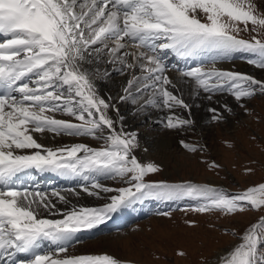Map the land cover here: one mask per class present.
<instances>
[{"label": "snow or ice", "instance_id": "snow-or-ice-1", "mask_svg": "<svg viewBox=\"0 0 264 264\" xmlns=\"http://www.w3.org/2000/svg\"><path fill=\"white\" fill-rule=\"evenodd\" d=\"M241 32L255 35L242 38ZM169 54L196 65L172 64V78ZM237 54L264 69V12L254 0H0V254H26L19 264H121L107 254L72 255L69 248L79 232L136 201L190 197L200 201L195 211L201 213L260 212L242 233H231L239 242L217 264H264V183L229 194L190 181H146L160 168L138 159V134L124 130L125 117L112 102L131 101L137 111L167 110L164 127L191 129L193 119L175 114L182 108L191 115L185 85L190 97L204 93L211 101L228 94L241 108L245 98L264 94V80L217 67ZM101 63L111 67L101 71ZM114 74L125 78L123 94L105 98L96 82ZM222 107L208 109L212 121L233 111L227 103ZM46 133L103 143L52 147L42 142ZM181 144L189 152L199 150ZM33 169L80 178L88 195L118 194L100 208L61 210L52 197L68 200L58 191L18 186L20 175ZM101 178L127 186L109 188Z\"/></svg>", "mask_w": 264, "mask_h": 264}, {"label": "rangeland", "instance_id": "rangeland-1", "mask_svg": "<svg viewBox=\"0 0 264 264\" xmlns=\"http://www.w3.org/2000/svg\"><path fill=\"white\" fill-rule=\"evenodd\" d=\"M254 2L259 10L264 12V0ZM240 35L242 38H249L255 33L241 32ZM169 57L171 59L172 54H169ZM221 63L233 65L230 71L236 72V66L239 64H243L244 67L251 65L247 58L218 62L219 65ZM173 64H176V61ZM250 70L256 79L264 80V69ZM218 95H215L213 100L217 99ZM242 102L247 110L237 104L234 111L228 114L230 119L233 118L231 127L226 126L225 120L220 122L205 120L197 127L198 119L195 114L191 113L189 116L188 111L182 108L175 109V114L182 115V118H193L195 126L191 129H168L162 124L158 128L150 126L147 121L135 125L133 129L145 138L168 134L173 137V143L171 142L165 156L155 155L152 151L150 158L141 157L142 163H155L160 168L158 173L149 174L145 178L146 181L168 183L190 181L222 188L229 194L264 183V94L257 92ZM209 108L208 106L207 109ZM205 112L212 116L209 110ZM161 113L163 117L169 114L167 110ZM71 139L76 143L91 144L97 148L103 143L91 137ZM181 141L195 144L199 150L195 153L189 152L183 148ZM213 162L219 167H212ZM100 182L113 189L127 186L119 179L103 178ZM115 194L117 193H103L98 205H105L107 203L105 197ZM199 202L190 197L179 199L147 197L136 201L126 206L125 212L131 215L140 214L141 217L121 225L107 227L89 236L79 233L73 246L69 248V253L107 254L121 264H207L219 252L239 242L231 234L233 231L242 233L246 226L257 222L261 215L256 210H246L231 216L218 211L201 213L195 211L197 207L193 206L173 210L174 212L166 211ZM3 258L7 260L9 256L4 254Z\"/></svg>", "mask_w": 264, "mask_h": 264}, {"label": "bare ground", "instance_id": "bare-ground-1", "mask_svg": "<svg viewBox=\"0 0 264 264\" xmlns=\"http://www.w3.org/2000/svg\"><path fill=\"white\" fill-rule=\"evenodd\" d=\"M172 59L176 60V65H178L179 68L181 69H186L188 67H193L196 65V61H188L185 62L183 60H178L174 55L172 56ZM171 59V61H172ZM174 62L169 61V68L170 71L168 72L169 76L172 78H177V72L175 69H171V65ZM236 66V65H235ZM254 66V65H253ZM101 71L105 67H111L110 65H106L104 63H101L99 65ZM218 68L225 69V70H230L234 66L225 64L223 65L222 63L219 65L217 64ZM247 67V66H245ZM243 64H239L236 66L237 72L244 73L251 75L256 78L255 75L251 74V70L248 68H245ZM257 72H254V74ZM260 73V72H259ZM259 75V74H258ZM259 78V77H258ZM125 78L119 76L118 74H114L112 78L109 79H99L97 80V85L100 91V94L104 96L105 98L112 96V97H118L119 94H123L121 91L122 84L124 82ZM190 85H185L184 86V94H185V99L186 102L192 104V109L191 113L195 114L197 117V127L199 126V123L205 120H208V122H212L211 116L205 112V110H208L207 107L209 106L210 108L215 107L219 110L223 109L222 105L227 103L229 107H231L234 111L235 106H237V102L235 101L234 97L226 96V95H221L217 97V99L212 100V101H207V99H204L203 97L206 96L204 93H201V96L198 98L190 97L188 95ZM114 104H116V107L119 108L121 115L125 117L124 120V125L125 128L124 130L126 132H136L138 134V141H139V148L135 150V154L140 160L142 156H146L150 158V152L156 154H160L162 156H165L167 153V149L171 145V142L173 143V137L168 134L167 136L161 135L160 137L152 138L151 136H148L145 138V136L140 135L137 131H135L133 128L135 125L142 124L143 122L147 121L148 124L150 123V126L153 127H161L160 124L164 125V123L160 122L164 117L161 112L163 110H158L155 108H148L145 111H137L138 105L132 104L131 101L127 102H119L118 99H113L112 101ZM226 116V126L231 127L233 118L230 119L228 116V112L224 113ZM110 115L115 116V111H110ZM179 117H182V115H177ZM58 118H62L58 116ZM193 119V118H191ZM136 122V124H135ZM166 122V121H165ZM119 128V125H117ZM165 129V128H164ZM165 134V135H166ZM39 136L40 134H36ZM45 136L47 137L44 139L42 142L52 146H60V145H71L76 142H74L70 136H63L61 135V138H58L55 136L53 138V134L51 133H46ZM91 147H96L91 144H87ZM151 148V151H150ZM56 180L53 179L52 177H57ZM58 179V181H57ZM103 179V178H101ZM100 179V180H101ZM55 180V181H54ZM85 182L82 181L80 178L77 177H65L61 176L57 173H52V172H38L37 170L33 169L30 170L27 174H21L20 178L17 182L18 186H26L29 188H37L38 190L44 191L48 194H51L54 191H58L61 195H64L68 203L65 204L63 202H60L58 198L52 197V202L56 205V208L64 210V209H70L73 206H76L77 208L79 207H89V208H100L103 207L104 205H98V200L99 198L102 197L104 192H100L98 196H93V195H88L86 192L82 190V185ZM118 194V193H117ZM106 196L105 198L107 199V203L110 202L108 200V197ZM128 208V207H127ZM135 215L127 214L125 212V207H122L115 213H112L108 219L105 220L104 223L99 225L98 227L91 229V230H83L82 233L83 235H91L94 234L97 231H101L111 225L118 224L120 222H125L126 220L133 218ZM50 218H60L59 215L55 217H50ZM44 247L47 250L50 246L48 245V242H44ZM226 250L224 249L221 252H219L214 259H211L207 264H216L218 256L222 255ZM18 259H15L14 261L19 264L21 261L20 258L23 256L21 254L17 255ZM9 264H13L12 261H10Z\"/></svg>", "mask_w": 264, "mask_h": 264}]
</instances>
